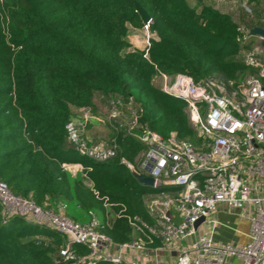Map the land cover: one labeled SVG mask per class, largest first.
Returning <instances> with one entry per match:
<instances>
[{"label": "trees", "instance_id": "trees-1", "mask_svg": "<svg viewBox=\"0 0 264 264\" xmlns=\"http://www.w3.org/2000/svg\"><path fill=\"white\" fill-rule=\"evenodd\" d=\"M255 1L247 0L252 17L243 13L247 18L237 22L188 0H0V181L37 206H62L81 225L95 217L97 231L115 244L130 242L125 216L153 223L144 199L167 188L135 179L126 164H135L143 145L122 130L109 126L118 152L108 161L94 162L73 149L64 129L71 108L101 114L106 100L118 96L139 111L142 127L163 139L174 134L196 143L184 101L154 79L183 74L196 82L218 77L236 84L239 74L253 72L243 61L250 42L239 27L264 28ZM135 4L150 18L152 36L142 50L127 40L131 29L144 26ZM98 95L104 99L99 113ZM65 165L82 170L72 175ZM62 243L50 228L0 214V264H55ZM73 250L88 253L81 244Z\"/></svg>", "mask_w": 264, "mask_h": 264}, {"label": "built area", "instance_id": "built-area-1", "mask_svg": "<svg viewBox=\"0 0 264 264\" xmlns=\"http://www.w3.org/2000/svg\"><path fill=\"white\" fill-rule=\"evenodd\" d=\"M242 1L241 13L252 17L247 0ZM149 25L150 21L142 28L147 38L144 49L152 36ZM239 32L243 41L250 42L242 56L253 70L246 73L239 91L227 94L215 77L196 82L187 75L160 73L154 79L163 92L184 101L196 143L179 140L174 134L163 139L142 127L139 111L118 96L107 100L102 116L87 107L71 108L64 129L73 149L94 162L113 159L118 152L114 140L92 143L84 135L92 121L106 123L143 145L135 164H126L127 168L151 178L152 188H167L144 199L153 223L125 216L132 232L130 242L115 244L97 231L95 217L81 225L67 217L62 206L55 210L47 209L46 202L37 206L14 195L0 181L1 217L19 216L57 232L63 243L55 264H96L99 260L113 264H231L232 260L264 264V63L257 59L264 51V38L242 26ZM86 185L93 190L91 182ZM220 205L249 222L248 242L215 243L210 234L189 242L197 234L195 223L201 218L206 221ZM157 240L160 245L151 246ZM74 244L86 246L88 253L78 256ZM163 255L169 260H163Z\"/></svg>", "mask_w": 264, "mask_h": 264}, {"label": "crops", "instance_id": "crops-1", "mask_svg": "<svg viewBox=\"0 0 264 264\" xmlns=\"http://www.w3.org/2000/svg\"><path fill=\"white\" fill-rule=\"evenodd\" d=\"M252 4L254 6L256 4L259 5L258 7H255V11L258 12V14L262 17V14L264 13V0H256ZM227 13L233 16V13ZM242 14L243 13L240 14L239 18L243 16ZM243 18L245 19L247 18V16L244 15L242 19ZM254 39L256 40L255 37L253 38V40ZM98 98L101 99L103 98V96L98 95L97 99ZM110 129L111 128L106 123L92 121L85 128L84 135L92 143H97L104 140L102 139L104 138V135L106 137L110 135ZM69 167H77L78 171H76L75 173L80 172L82 170V167L80 165H65V169L67 171H69ZM75 173L71 174L74 175ZM212 222H215L216 224L213 225ZM208 234L211 235V238L215 243H230L234 245H244L249 240V222L242 215L236 213H229L224 206L220 205L219 207H217L216 211H214L209 217H207L204 224L198 226L196 236L193 239H190L189 242L192 240L195 241L198 239V237ZM162 258L163 260H169L168 256L166 255H163ZM236 263V260L231 261V264Z\"/></svg>", "mask_w": 264, "mask_h": 264}, {"label": "rangeland", "instance_id": "rangeland-1", "mask_svg": "<svg viewBox=\"0 0 264 264\" xmlns=\"http://www.w3.org/2000/svg\"><path fill=\"white\" fill-rule=\"evenodd\" d=\"M188 2L191 6H195V7H197L200 4H207V5L213 6L215 9H217L223 13H227V12L233 13V16L237 22H238V18L240 16V14H241V5L243 3L242 0H234V2H222L221 0H188ZM144 34L145 33L142 31V29H137V30L131 29L127 35V40L130 42L132 47H137V48L142 50L145 48L146 40H147V38ZM257 59L264 63V51L257 55ZM245 75L246 74H239L238 79L236 81V84L228 83L224 80H221L218 77H217V79L221 84L224 85L225 92L227 94H230L234 91H238L242 87V85L244 83ZM154 85L158 86L159 81L154 80ZM235 85H236V87H234ZM103 103H104L103 98L97 100V109H96L97 112H102L103 106H104ZM106 103H107V100H106ZM98 115L102 116V113L98 114ZM103 137H104V138H102V139H104L103 141H109V136L106 137L104 135ZM68 169H69V172H71V173H75L76 171H78L77 167H69ZM85 181H87V180L85 179Z\"/></svg>", "mask_w": 264, "mask_h": 264}, {"label": "water", "instance_id": "water-1", "mask_svg": "<svg viewBox=\"0 0 264 264\" xmlns=\"http://www.w3.org/2000/svg\"><path fill=\"white\" fill-rule=\"evenodd\" d=\"M135 9H136V12L140 15L141 20H142L143 23H147L148 21H150L149 16L147 15V13L143 10V8L139 4H135ZM251 34L253 36H259V37L264 38V29L256 27V28L251 30ZM132 174H133V176L135 177V179L139 183H141V184H143V185H145L147 187H152L153 186V180L151 178L144 177V176L140 175L137 172H132ZM203 222H205L204 218L199 219L195 223V228H197Z\"/></svg>", "mask_w": 264, "mask_h": 264}]
</instances>
